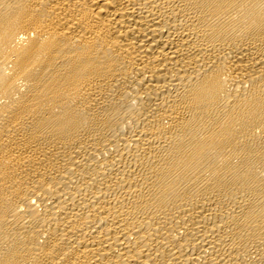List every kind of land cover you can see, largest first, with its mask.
<instances>
[{"label": "bare ground", "instance_id": "6f19581e", "mask_svg": "<svg viewBox=\"0 0 264 264\" xmlns=\"http://www.w3.org/2000/svg\"><path fill=\"white\" fill-rule=\"evenodd\" d=\"M0 264H264V0H0Z\"/></svg>", "mask_w": 264, "mask_h": 264}]
</instances>
